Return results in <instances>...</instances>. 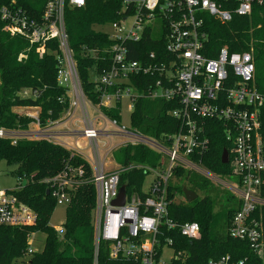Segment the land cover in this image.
I'll return each mask as SVG.
<instances>
[{"label": "built area", "instance_id": "1", "mask_svg": "<svg viewBox=\"0 0 264 264\" xmlns=\"http://www.w3.org/2000/svg\"><path fill=\"white\" fill-rule=\"evenodd\" d=\"M129 2H132L133 12L121 13L118 20L107 23L113 29V33L106 32L112 42L103 52L107 67L92 79L100 91L96 104L81 88L64 23L65 8L81 7L84 0H46L39 20L29 19L20 8H0L1 18L5 21L3 29L11 35L25 37L30 45L38 44L36 51L39 54L44 52L46 41L56 39L60 51L57 82L67 87L69 98L68 108L58 119L47 120L41 126L37 112L27 114L33 118L35 129L14 132L0 128V137L12 138L13 143L17 138L35 137L67 149H80L76 141L75 146H70L62 140L59 129L52 130L54 126H61L69 135L88 140L95 161L98 160L96 164L94 161L91 177L84 179L95 189L93 264H97L99 244L107 248L112 259L130 258L139 264H192L186 262L184 250L173 247L169 236L170 232H177L188 240L200 237L196 222H176L168 217V205L177 203L176 191L172 198L169 195L170 185L176 183L177 168L203 170L211 181L222 184L236 197L238 208L227 233L231 238L246 241L257 259L248 263L247 259L233 260L225 254L195 264H264V93L254 84L255 65L251 52H229L222 47L212 56L207 55L203 52L205 37L200 31L204 13L226 23L233 15L250 16L254 8L264 7V0H123V11ZM129 15H133L134 20L130 30L124 31L122 23ZM163 26L167 56L161 62L152 61L153 53L149 54L151 60L145 63L126 57L127 40L138 41L146 28L157 34ZM153 72L159 74L160 80L148 93L131 86H120L130 76ZM140 96L174 102L176 107L169 114L178 121V129L154 139L117 126L118 121L102 112L103 108H114L117 102L121 104L123 97L129 99L132 108L133 101ZM90 111L96 114L95 123ZM206 119L218 121L230 143L228 161L224 164L230 170L227 175H216L218 173L209 171L198 160L209 144ZM73 121L82 125L80 130L70 127ZM108 122L114 126V131L108 130ZM110 133L122 136L123 140L104 149L100 156L98 138ZM136 143L145 144L159 154L155 166L129 163L114 170L104 169L105 159L111 151ZM134 168L142 169L145 178L138 190L126 192L121 175ZM83 173L80 167L67 168L51 180L54 185L51 194L56 205L70 203L71 190L80 182ZM219 176L231 178V181L226 183ZM121 187L124 188V201L114 205ZM6 191L8 195L0 196V225L34 224L36 214L33 210ZM167 250L171 254L165 258ZM32 251L28 248V253Z\"/></svg>", "mask_w": 264, "mask_h": 264}, {"label": "trees", "instance_id": "2", "mask_svg": "<svg viewBox=\"0 0 264 264\" xmlns=\"http://www.w3.org/2000/svg\"><path fill=\"white\" fill-rule=\"evenodd\" d=\"M133 1V0H130ZM46 0H0V8L16 7L29 19L39 20ZM123 0H84L81 7H66L64 10L65 30L72 50L81 88L94 104L99 102V94L92 80L107 65L103 61L104 49L110 44L106 32L95 30V25H105L119 19L120 14L133 12L132 2L123 10ZM200 31L204 34L203 52L212 56L220 48L229 52H252L255 72L254 84L264 93V7H256L250 16L233 15L229 22L221 23L209 14H202ZM164 21V20H163ZM164 25V22H162ZM5 21L0 14V128L7 131H25L33 118L17 108H37L41 126L47 120H56L68 108L67 87L57 82L58 43L56 39L45 42L44 52L39 54L38 44L30 45L21 35H11L3 29ZM164 26L157 34L146 28L138 41L125 42L126 57L145 63L149 54L152 61L161 62L167 56ZM105 60V59H104ZM160 80L158 73L130 76L125 84L139 92H146ZM176 107L172 101L137 97L132 103L130 128L141 135L160 139L173 133L179 123L169 114ZM110 119L120 121V103L114 108L102 109ZM208 149L198 157L209 171L227 175L230 170L220 162L223 150H230L224 131L216 120L206 119ZM113 158L122 166L129 163L155 166L159 154L142 143L125 144L113 152ZM15 166L11 172L17 180L9 190L16 198L36 214L32 225H0V264H93V210L95 189L85 181L91 175V168L83 156L46 139L0 137V161ZM83 168L80 182L71 190V200L66 207V219L60 232L50 224L49 218L56 205L51 194L57 174L67 168ZM175 177L185 181L193 192H204L191 202L186 200L168 205V217L176 222L193 221L199 225L200 237L188 240L177 232H170L175 249L184 250L189 263H203L228 254L233 260L247 259L256 262L246 241L231 238L227 227L238 202L218 207L216 197L207 194L208 179L203 175L184 168L175 170ZM145 173L142 169L127 170L121 175V184L126 192L138 190ZM79 179V178H78ZM22 180L25 182L22 183ZM173 191L182 193L181 185H170ZM45 235L43 247L28 253L27 238L32 233ZM97 264H139L130 258L112 259L107 248L99 244ZM178 264V263H171Z\"/></svg>", "mask_w": 264, "mask_h": 264}, {"label": "rangeland", "instance_id": "3", "mask_svg": "<svg viewBox=\"0 0 264 264\" xmlns=\"http://www.w3.org/2000/svg\"><path fill=\"white\" fill-rule=\"evenodd\" d=\"M122 9H123V7L121 8V10ZM133 20H134V16L129 15L127 17V19L124 21V23H122V25L124 27V31L130 30ZM94 29L99 30V31H103V32L113 33V29L111 28V26H109V24L95 25ZM251 55H252V52H251ZM252 57H253V55H252ZM120 106H121L120 121L117 124V126H124L127 131H131L129 121H130V113L132 111V108L130 106L129 99L126 97H123L121 99ZM21 112L24 114H36V111H34V109H31V108L23 109ZM107 126H108V130H110V131L115 130L114 126H112L109 122L107 123ZM33 129H35L34 123L31 122L28 125V129L25 131H29V130H33ZM57 129L64 130L65 127L62 128L61 126H58V127L54 126L52 128V130H57ZM29 139H36V138L31 137ZM98 139H99V147H100L99 154H100V156H102V154L104 153V149H106L107 147L114 146L116 143L123 140V137L120 135H116L114 133H110L109 136L99 137ZM69 143H67V144L74 145V139L69 138ZM76 146L80 149H84L83 152L89 160L84 156H83V158H85V160L88 162V164L91 168V175H92L93 161L96 159L95 154H93L92 147L89 145L88 140L86 138H82V137L77 138ZM69 150H71L74 153H77L74 149H69ZM113 152H114V150L111 151L108 154V158L105 159V162H104V169L105 170H108L109 168L115 167V166L117 168L119 165L115 161V159L113 158ZM77 154H79V153H77ZM90 154L92 156L91 159H90V157H91ZM79 155H81V154H79ZM79 167L81 169H83L81 166H79ZM14 169H15V166L7 165L5 163V161H3V160L0 161V196H3L4 194L8 195L9 192L6 190H11L16 186L17 178L11 173ZM194 172H196V171H194ZM201 172H197V173L203 175L205 178L208 179V186H207V190H206L207 194L212 196V197H216V199H217L218 207L216 208V210L219 209V204H220V206H225L227 204L234 203L237 201L236 197L232 196L231 192L226 187H224L222 184L221 185L216 184L213 181H211V179L209 177L204 175V174H207L205 171L202 170ZM60 175H61V173L57 174L55 177H59ZM91 175L87 178H90ZM216 175H219V174H216ZM219 177L226 183H229L231 181V178H227V177H223V176H219ZM24 182L25 181L22 180V183H24ZM174 185L184 186V185H186V183H185V181H182L181 179H177L176 183ZM196 194L198 197H201L205 194V191L204 192L197 191ZM184 200H185V197L183 194L182 195L179 193L176 194L175 201L180 202V201H184ZM66 207H67L66 205H55L53 208V211L50 215L49 224L56 231L62 230L61 226L63 225V223L65 222V219H66ZM60 231H58V232H60ZM44 238H45V235L43 233H40V232L32 233L27 238V243L29 244V248H31L32 250H40L43 247ZM170 254H171L170 251L167 250V251H165L164 257L168 258Z\"/></svg>", "mask_w": 264, "mask_h": 264}, {"label": "crops", "instance_id": "4", "mask_svg": "<svg viewBox=\"0 0 264 264\" xmlns=\"http://www.w3.org/2000/svg\"><path fill=\"white\" fill-rule=\"evenodd\" d=\"M23 109H28V108H17L16 110L18 111V112H21ZM31 109H34V111H36L37 112V108H31ZM90 116H91V119L94 121V123L96 122V114H93V112H91L90 111ZM95 119V120H94ZM79 124V125H78ZM71 128H73V129H75V130H80L81 129V127H82V125L80 124V123H78V122H76L75 121V123H74V121H73V124L70 126ZM72 129V130H73ZM30 131V130H29ZM58 132H60V134H61V136H62V140H64L66 143H69V138L70 139H74V145H70V146H75V141L77 140V138H79L80 136L79 135H69V133L67 132V130H57ZM70 144V143H69ZM74 150L77 152V153H79V154H81L82 156H84V157H86L87 158V156L84 154V149H75L74 148ZM90 156H91V154H90ZM92 158V156L90 157V159ZM108 158V157H107ZM88 159V158H87ZM89 160V159H88ZM95 161V160H94ZM94 161H93V165H94ZM96 162H98V160H96L95 161V164H96ZM119 166V165H118ZM114 169H116V166L115 167H111V168H109L108 170H114Z\"/></svg>", "mask_w": 264, "mask_h": 264}, {"label": "water", "instance_id": "5", "mask_svg": "<svg viewBox=\"0 0 264 264\" xmlns=\"http://www.w3.org/2000/svg\"><path fill=\"white\" fill-rule=\"evenodd\" d=\"M227 161H228V152L226 150H223L221 153V156H220V162L222 164H226ZM182 193H183L185 200L187 202H191L197 198V194L195 192H193L192 190H189L186 186L182 187ZM123 201H124V188L121 187L119 189V193H118L117 198L113 201V204L114 205H121L123 203Z\"/></svg>", "mask_w": 264, "mask_h": 264}]
</instances>
